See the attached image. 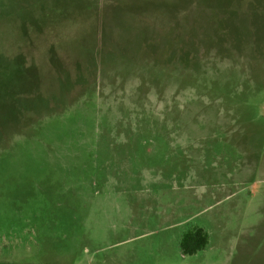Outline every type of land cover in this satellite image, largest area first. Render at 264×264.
<instances>
[{"label": "rangeland", "instance_id": "1", "mask_svg": "<svg viewBox=\"0 0 264 264\" xmlns=\"http://www.w3.org/2000/svg\"><path fill=\"white\" fill-rule=\"evenodd\" d=\"M0 264H264V0H0Z\"/></svg>", "mask_w": 264, "mask_h": 264}, {"label": "trees", "instance_id": "2", "mask_svg": "<svg viewBox=\"0 0 264 264\" xmlns=\"http://www.w3.org/2000/svg\"><path fill=\"white\" fill-rule=\"evenodd\" d=\"M209 234L201 227H196L183 234L180 249L184 255H195L204 250L209 244Z\"/></svg>", "mask_w": 264, "mask_h": 264}]
</instances>
